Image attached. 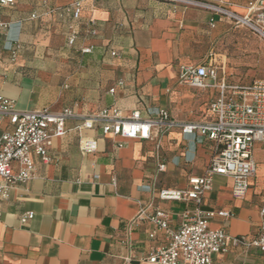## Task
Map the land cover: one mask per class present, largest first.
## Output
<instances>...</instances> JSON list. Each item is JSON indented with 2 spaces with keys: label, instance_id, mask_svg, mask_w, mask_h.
Segmentation results:
<instances>
[{
  "label": "crops",
  "instance_id": "obj_1",
  "mask_svg": "<svg viewBox=\"0 0 264 264\" xmlns=\"http://www.w3.org/2000/svg\"><path fill=\"white\" fill-rule=\"evenodd\" d=\"M75 1L15 0L0 8V20L9 24L0 30V95L19 110L71 107L76 114L66 134L53 138L50 162L34 156V178L0 198V264H140L166 244V233L138 213L160 207L177 229L195 202L161 200L158 193L185 189L190 178L202 176L214 155L213 141L179 126L150 139L105 136L99 128L79 129L82 116L117 107L125 115L139 110L144 118L168 110L180 123L211 121L209 106L219 89L181 83L180 69L212 56L229 67L223 57L230 59L235 24L207 5L224 4L244 15L242 4L252 0H85L72 47L68 10ZM89 44L94 51L83 54L79 47ZM81 137L95 138L96 152L82 154ZM253 157L256 173L244 199L234 198L232 178L215 176L200 205L203 211H230L232 217H215L211 227L249 239L261 229L264 143H256ZM29 211L34 218L21 224ZM261 261L256 246L213 256V264Z\"/></svg>",
  "mask_w": 264,
  "mask_h": 264
},
{
  "label": "built area",
  "instance_id": "obj_2",
  "mask_svg": "<svg viewBox=\"0 0 264 264\" xmlns=\"http://www.w3.org/2000/svg\"><path fill=\"white\" fill-rule=\"evenodd\" d=\"M76 0L68 10L71 16L68 43L77 46L83 3ZM177 1V0H173ZM15 0H0V8L14 5ZM214 14L231 20L236 27H246L264 40V0H252L242 15L224 4L207 5ZM32 18H36L33 14ZM215 26V19L211 20ZM94 22L90 23V26ZM8 23L0 20V30L7 29ZM89 33L96 35L91 27ZM83 54L94 51L93 44L79 47ZM17 51H13L15 61ZM113 56L117 52H112ZM230 68L212 56L207 63L183 66L179 80L195 88L214 86L219 89L218 97L209 106L213 119L208 122L180 123L172 118L168 110H160L153 117L144 118L141 111L134 110L125 115L117 107L106 108L96 114L82 116L79 129L99 128L105 136L114 135L124 139H150L154 132L165 134L170 128L179 126L184 133L200 134L214 143V155L202 176L192 177L185 189L166 188L159 191L161 200L195 202L194 210L182 215L177 229L171 226V219L160 207H142L138 219L148 220L156 226V231L166 233L165 245L155 248L140 264H213L216 253H226L240 245L256 246L261 250L264 264V207L260 210L261 229L255 239L235 237L224 229H214L211 221L215 217L230 218L233 214L227 210L203 211L200 207L205 193L212 189L215 176H226L233 180L234 198L244 199L250 187L249 180L256 173L253 157L256 143H264V78L247 84L230 80ZM213 81L209 84L208 81ZM123 80L118 82L122 86ZM116 88H111L114 94ZM76 116L71 107L61 112L48 109L23 111L16 107L14 100L0 95V198L6 200L10 191L20 183L31 181L36 172L34 156L48 163L51 160L49 150L53 138L64 136L67 121ZM122 147V144L119 145ZM82 154L94 153L97 141L92 137H81ZM160 166V170L164 169ZM35 216L32 211L20 216V223L27 224ZM156 231L151 232L154 238Z\"/></svg>",
  "mask_w": 264,
  "mask_h": 264
},
{
  "label": "rangeland",
  "instance_id": "obj_3",
  "mask_svg": "<svg viewBox=\"0 0 264 264\" xmlns=\"http://www.w3.org/2000/svg\"><path fill=\"white\" fill-rule=\"evenodd\" d=\"M242 6L246 7L247 4ZM229 53L230 59L223 57V60L229 62L232 72L230 80L247 84L264 78V40L250 29L233 25L232 47Z\"/></svg>",
  "mask_w": 264,
  "mask_h": 264
},
{
  "label": "bare ground",
  "instance_id": "obj_4",
  "mask_svg": "<svg viewBox=\"0 0 264 264\" xmlns=\"http://www.w3.org/2000/svg\"><path fill=\"white\" fill-rule=\"evenodd\" d=\"M244 14H246V10H245V13Z\"/></svg>",
  "mask_w": 264,
  "mask_h": 264
}]
</instances>
